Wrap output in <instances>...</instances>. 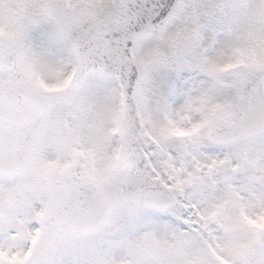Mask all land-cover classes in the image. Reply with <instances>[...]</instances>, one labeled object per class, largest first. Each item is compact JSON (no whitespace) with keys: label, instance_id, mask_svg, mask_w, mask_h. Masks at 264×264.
Wrapping results in <instances>:
<instances>
[{"label":"snow or ice","instance_id":"1","mask_svg":"<svg viewBox=\"0 0 264 264\" xmlns=\"http://www.w3.org/2000/svg\"><path fill=\"white\" fill-rule=\"evenodd\" d=\"M0 264H264V0H0Z\"/></svg>","mask_w":264,"mask_h":264}]
</instances>
